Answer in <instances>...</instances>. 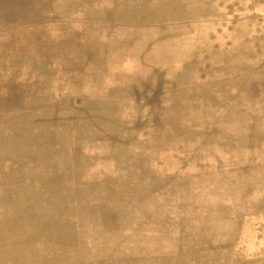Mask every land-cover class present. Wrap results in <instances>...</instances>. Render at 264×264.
I'll use <instances>...</instances> for the list:
<instances>
[{
	"label": "rangeland",
	"instance_id": "374dc122",
	"mask_svg": "<svg viewBox=\"0 0 264 264\" xmlns=\"http://www.w3.org/2000/svg\"><path fill=\"white\" fill-rule=\"evenodd\" d=\"M0 264H264V0H0Z\"/></svg>",
	"mask_w": 264,
	"mask_h": 264
}]
</instances>
